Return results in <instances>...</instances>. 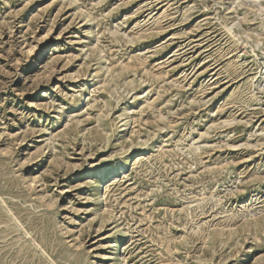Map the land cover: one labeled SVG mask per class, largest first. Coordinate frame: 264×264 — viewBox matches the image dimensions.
<instances>
[{"label":"rangeland","instance_id":"374dc122","mask_svg":"<svg viewBox=\"0 0 264 264\" xmlns=\"http://www.w3.org/2000/svg\"><path fill=\"white\" fill-rule=\"evenodd\" d=\"M0 264H264V0H0Z\"/></svg>","mask_w":264,"mask_h":264}]
</instances>
